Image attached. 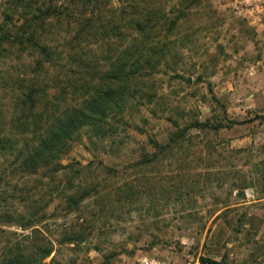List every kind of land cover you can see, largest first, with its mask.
<instances>
[{
    "label": "rangeland",
    "instance_id": "rangeland-1",
    "mask_svg": "<svg viewBox=\"0 0 264 264\" xmlns=\"http://www.w3.org/2000/svg\"><path fill=\"white\" fill-rule=\"evenodd\" d=\"M7 1L0 3V23ZM88 1L91 7L108 0ZM206 2L214 27L196 32L195 47L184 50L178 68L192 81L163 74L155 103L125 114L126 125L108 136L85 130L83 142L63 159V164L87 166L79 184H99L113 194L106 206L92 197L73 214L57 197L43 224L56 244L55 264H120L140 253L180 263L205 258L219 264H264V34L236 18L229 0ZM202 26L197 22L195 27ZM28 54L7 55L1 68L13 77L41 74L44 80V67L34 73ZM198 74L201 81H195ZM12 95L4 102L11 103ZM195 121L210 127L191 128L177 148L154 147L153 142L162 146L173 132ZM229 121L239 124L212 128ZM196 174L199 181L181 182V175ZM130 182L139 195L124 191L117 196V188ZM14 183L21 184L20 190L26 182L15 176ZM242 187L245 196L240 195ZM6 211H24L16 193L9 192L6 202L0 198V215ZM80 220L90 227L86 241L61 244L66 230Z\"/></svg>",
    "mask_w": 264,
    "mask_h": 264
},
{
    "label": "trees",
    "instance_id": "trees-1",
    "mask_svg": "<svg viewBox=\"0 0 264 264\" xmlns=\"http://www.w3.org/2000/svg\"><path fill=\"white\" fill-rule=\"evenodd\" d=\"M79 1L80 5L76 0H8L2 9L0 61L15 51L29 53L34 73L44 67V80L41 74L13 77L0 65V187L6 185L0 198L6 202L9 192L16 193L24 210L0 215V264L56 263V244L43 224L57 197L73 214L92 197L104 207L113 194L99 184H79L87 166L63 164V159L83 142L85 130L108 136L126 125L125 114L155 103L163 74L190 83L192 77L178 73L184 50L195 47L196 32L215 24L206 0H118L117 6L108 0L91 7L88 0ZM197 22L205 26L196 28ZM52 36L57 38L51 40ZM202 79L198 74L195 81ZM10 94L13 101L5 103ZM209 127L195 121L173 132L166 144H153L171 150L191 128ZM40 171L43 177L29 184ZM15 176L26 182L20 190ZM200 177L181 175V182L191 184ZM133 184L117 188L116 195L138 196ZM244 191L242 187L240 195L245 196ZM81 221L85 220L66 230L61 244L86 241L90 227Z\"/></svg>",
    "mask_w": 264,
    "mask_h": 264
},
{
    "label": "built area",
    "instance_id": "built-area-1",
    "mask_svg": "<svg viewBox=\"0 0 264 264\" xmlns=\"http://www.w3.org/2000/svg\"><path fill=\"white\" fill-rule=\"evenodd\" d=\"M3 0H0V3ZM230 12L247 26L264 34V0H229ZM120 264H204L203 261L189 260L180 263L172 260L158 258L147 254H137Z\"/></svg>",
    "mask_w": 264,
    "mask_h": 264
}]
</instances>
